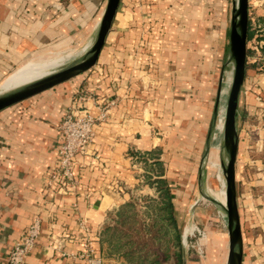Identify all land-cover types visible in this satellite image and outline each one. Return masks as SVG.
Masks as SVG:
<instances>
[{"label": "crops", "instance_id": "crops-1", "mask_svg": "<svg viewBox=\"0 0 264 264\" xmlns=\"http://www.w3.org/2000/svg\"><path fill=\"white\" fill-rule=\"evenodd\" d=\"M104 1L0 0V87L29 61L46 55L72 57L88 45ZM261 6L258 22L264 17ZM189 8L188 0H120L91 68L0 110V264H6L11 245L35 214L41 230L26 264H90L75 256L82 249L80 216L98 238L96 255L102 264H119L122 259L105 255L101 232L139 184V171L154 166L155 150L165 151L158 160L165 155L169 161L170 180L197 177L186 166L175 169L174 163L192 166L203 146L216 80L205 60L215 38L201 30L202 22ZM201 54L203 63L198 64ZM257 65L246 62L238 126L264 105V70ZM196 72H201L199 78ZM78 90L113 106L109 119L94 125L88 150L75 157L76 190L60 193L59 182L50 187L44 182L57 165L58 125ZM85 104L93 115L98 113L91 100ZM238 131L241 264H264V151L248 154L244 149L255 147L252 135L264 129L254 125L248 131L251 145L241 140L246 138L244 127ZM138 159L139 169L133 163Z\"/></svg>", "mask_w": 264, "mask_h": 264}, {"label": "rangeland", "instance_id": "rangeland-1", "mask_svg": "<svg viewBox=\"0 0 264 264\" xmlns=\"http://www.w3.org/2000/svg\"><path fill=\"white\" fill-rule=\"evenodd\" d=\"M190 8L188 12L190 15L193 14L195 18H199L198 21L202 22L201 24L203 27L201 30H204L205 32H209L213 34L212 38L215 40V44L211 46V51L206 52L207 59L205 60L209 66L208 71L209 74H212L215 80V87L213 91V102H212V108L210 111V117H209V123L206 130V133L203 137V146L199 149V156L197 157H191L192 158V166L189 167L188 164L184 165L181 161L177 160L174 163L175 169L181 170L180 168L183 166L188 167V170L190 172L194 171V174L196 173V176L192 180H184V179H178L176 182L169 179L168 176V169H169V161L164 158L165 155H162L161 160L160 158L161 154H163L165 151L161 149L155 150V164L154 166H146L145 168H142L141 171H139V174H143V176L139 177V184L137 186H134L132 189V192L130 194L129 199L126 201L127 203H130L131 206L127 208V218L126 223L124 225H121L120 223H117L115 212L109 215V219L107 221V224L118 226L119 228H123L127 233L131 234L130 238H134L135 240L140 241L144 238V232L141 231L138 236H140L139 239H137L138 236L137 233H135L133 228L139 229L140 224H148L152 222L153 216L151 215L153 212V209H155L156 202L159 201L160 196L158 193V182L156 180L158 178H166V180L171 185L175 197L173 198L174 208L176 211L177 221H178V228H179V234H180V244L182 247V258L183 263L182 264H226L227 260V252H228V233H227V227H226V221L224 217L223 211L215 204L213 203L209 198L205 196V194L211 198H214L219 203L221 202L218 199V194H221V192L224 190V186L222 184V180L224 179V176L222 174L221 170V162H220V146L222 142V135L220 140V146L217 150L216 154V164L214 169H209L210 167V155L212 150V139L215 134V129L218 124V122H221V118H219V107L216 114V117L213 119V113L215 109V103L218 96V86L219 83L221 84V92L224 89L225 82L227 81V78L229 75L231 76V65L225 64L226 60V51H227V42H228V33H229V23H230V14L231 9L233 6V0H188ZM105 6V1L103 3V9ZM252 7V4H249V21H251L252 26H255L254 32L252 33V37L250 39H247L246 43V62L247 60L252 62H258V69L259 71L264 70V30H259L260 28H264V21L258 22L256 19V13L259 10L260 6ZM262 7V6H261ZM264 8V7H262ZM100 19V18H99ZM98 19V21H99ZM97 21V23H98ZM255 21V22H253ZM261 24L260 27H258V24ZM256 46V48H255ZM261 46V47H260ZM51 55L42 56V59H45L46 62L51 63L52 65H56L57 61L60 60L61 57H50ZM63 56V55H61ZM203 56L204 54H201L197 57L196 63L198 61L199 63H203ZM217 59H216V57ZM199 57H201V61H199ZM59 60H58V59ZM217 61H216V60ZM216 61V62H215ZM246 68V65H245ZM201 72L195 73V78L200 77ZM202 77V76H201ZM204 79V78H202ZM213 81V80H212ZM205 86L202 85V90H205ZM227 90L225 91V97L227 95ZM220 92V95H221ZM245 89L242 87L241 92V100H240V108L243 107V97H244ZM220 102V100H219ZM220 104V103H219ZM223 109V105L221 106ZM239 108V109H240ZM262 111H258V115L252 119L246 118L245 120L240 121L239 128H243L246 131V138H242V142L246 143L247 145H251L249 140V130L251 131V128H253L254 125L259 126V129H264V105H261L260 107ZM259 109V107H258ZM257 109V110H258ZM213 122V128H212V134L209 141V147L207 148V136L209 133V130L212 126ZM217 133V130H216ZM248 133V134H247ZM248 136V137H247ZM255 138L251 142L255 143V147L246 146L244 149L247 151V153L250 151H259L260 154L262 151H264V131L262 133H258L255 135H252ZM252 138V137H251ZM247 140V141H246ZM240 141L239 137V131H238V143ZM244 143V144H245ZM258 149V150H257ZM238 150V149H237ZM181 155L185 154L182 152V150H179ZM179 151H176V153H179ZM172 152V151H171ZM248 153V154H249ZM172 154V153H171ZM250 158L253 157V155L250 154ZM180 158V157H179ZM261 158H264V156H261ZM139 159L136 160V162H133L134 164L139 163ZM173 166V165H172ZM142 167V166H141ZM137 164V169L141 168ZM236 168V174H237V164L235 166ZM153 171H152V170ZM152 173H155V177L152 175ZM138 174V175H139ZM201 174V178L199 177ZM221 181V182H220ZM209 185V186H207ZM215 193V194H213ZM106 224V225H107ZM158 231V232H157ZM185 232L188 234L186 236V242L182 243V237L184 236ZM164 232H159L158 228L155 227V237H158L161 239L162 243H166V241L169 242L167 246H169V249L167 250V253L170 256H174L173 252L176 250V247L172 245V238H173V232L171 233L168 231L163 235ZM113 241V237L111 238ZM145 240V239H144ZM157 238H155V241ZM104 243L106 248H108V242L107 237L105 234L104 237ZM159 244L165 248V245H162L160 242ZM149 248L147 246L146 250ZM107 251V250H106Z\"/></svg>", "mask_w": 264, "mask_h": 264}, {"label": "water", "instance_id": "water-1", "mask_svg": "<svg viewBox=\"0 0 264 264\" xmlns=\"http://www.w3.org/2000/svg\"><path fill=\"white\" fill-rule=\"evenodd\" d=\"M119 3L120 0H105V6L97 23L92 41L75 55L49 67L46 73L37 78L8 89L0 88V110L91 68L97 61ZM248 11L249 0H233L230 14L226 60L224 64L231 65V77L227 87L228 90L222 127V142L219 154L221 170L224 176L222 180L225 192L224 203H219L214 198L205 194V196L215 203L224 213L228 233L226 264H241L243 255V236L237 202L235 166L238 149L239 108L245 78L246 43L249 25ZM220 92L221 84L219 83L213 119L216 117L218 111ZM213 122L214 120L212 121V126L207 136V148L209 147ZM199 177H202L201 174ZM185 238L186 236L184 234L182 237L183 244L185 243Z\"/></svg>", "mask_w": 264, "mask_h": 264}, {"label": "built area", "instance_id": "built-area-1", "mask_svg": "<svg viewBox=\"0 0 264 264\" xmlns=\"http://www.w3.org/2000/svg\"><path fill=\"white\" fill-rule=\"evenodd\" d=\"M249 4H252L253 8L259 7L264 5V0H249ZM257 99L262 102L260 97ZM88 100H91V104L96 106L98 110L96 115L91 113L90 104H85ZM112 106V101L104 104L98 103L91 93L82 90L75 93L73 102L65 110L58 125L61 141L56 146L57 165L45 179V186L50 187L57 181L60 183L57 192L61 193L66 190L74 192L76 190L78 180L74 174L75 157L78 153H84L88 150L94 138V125L109 119ZM77 225L83 241L82 249L75 256L88 261L90 264H102L101 257L96 255L95 241L98 238L93 234L87 218L80 216ZM40 230L41 218L35 214L20 237L11 245L6 264H26V258L34 247Z\"/></svg>", "mask_w": 264, "mask_h": 264}, {"label": "trees", "instance_id": "trees-1", "mask_svg": "<svg viewBox=\"0 0 264 264\" xmlns=\"http://www.w3.org/2000/svg\"><path fill=\"white\" fill-rule=\"evenodd\" d=\"M260 21H264V17H260ZM255 26H252L251 21L248 25L247 39L252 37ZM159 188L158 193L160 199L156 202L155 209L152 212V222L148 224L141 223L139 229L133 228L132 230L137 233L136 236L141 235L140 232H144V238L140 241L130 238L131 234L127 233L123 228L118 226L107 224L101 232V240L104 242L106 234L108 248L105 250V255L109 257L117 258L119 264H182V247L180 244V234L178 228V221L176 211L174 208L173 198L175 197L173 189L166 178H158ZM130 203H123L115 211L116 221L121 225H124L127 221V208L130 207ZM155 227L159 232L167 233L173 232L172 245L176 247L173 252V257L167 253L169 249L168 241L162 243L161 239L155 237ZM158 232V231H157ZM113 237V241L111 238ZM140 236L137 237L139 239ZM155 238L157 240L155 241ZM145 239V240H144ZM162 245H165L163 248ZM147 246L149 248L146 250Z\"/></svg>", "mask_w": 264, "mask_h": 264}, {"label": "bare ground", "instance_id": "bare-ground-1", "mask_svg": "<svg viewBox=\"0 0 264 264\" xmlns=\"http://www.w3.org/2000/svg\"><path fill=\"white\" fill-rule=\"evenodd\" d=\"M71 55L65 56L64 58L61 57L60 58V62L67 60L68 57H70ZM59 60V59H58ZM59 62V63H60ZM57 64V63H56ZM53 66L51 63L49 64V62H46L45 59L42 58H36L35 60L29 61L27 62L25 65H23L22 67L18 68L15 72H13L10 77L7 79V81L5 82V84L3 86H1V89H8L11 88L13 86H16L18 84H21L23 82H26L28 80L37 78L41 75H43L44 73H46L49 67ZM230 75L227 78V81L225 82L224 85V89L221 92L220 95V104H219V118H221V122L219 121L216 129H215V134L214 137L212 139V150H211V155H210V167L209 169H214L215 164H216V154H217V150L220 146V140H221V135H222V127H223V119H224V114H225V97H223L225 95V91L228 87V84L230 82ZM223 105V109L221 108V106ZM217 130V133H216ZM221 182V181H220ZM209 186V185H207ZM215 194V193H213ZM218 199L224 203L225 200V192L224 190L221 192V194H218ZM187 232H185V236H187L188 234H186Z\"/></svg>", "mask_w": 264, "mask_h": 264}]
</instances>
